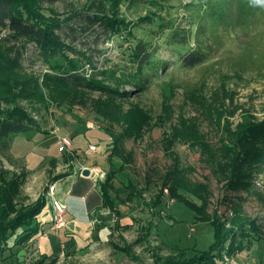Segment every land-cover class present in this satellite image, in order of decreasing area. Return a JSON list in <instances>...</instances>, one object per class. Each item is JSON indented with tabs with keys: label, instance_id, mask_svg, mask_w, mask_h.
<instances>
[{
	"label": "rangeland",
	"instance_id": "374dc122",
	"mask_svg": "<svg viewBox=\"0 0 264 264\" xmlns=\"http://www.w3.org/2000/svg\"><path fill=\"white\" fill-rule=\"evenodd\" d=\"M22 5L49 23L71 9L119 19L125 30L103 48L111 59L120 37H129L123 50L133 40L152 37L158 23L149 22L153 16L178 25L185 17H209L212 10L222 20L207 62L198 68H182L160 39V58L169 63L165 75L127 99L48 81L34 63L31 44L26 70L13 69L3 60L9 43L0 32V98L39 127L0 143V230L14 229L7 245L0 241V264H162L208 251L215 238L212 224L225 236L255 219L264 232V137L252 134L264 120V0H23ZM62 137L72 142L67 154L59 150ZM90 145L101 146L90 153L111 160L99 184L115 175L106 228L79 229L72 246L50 256L52 247L46 259L34 245L37 235L17 240L24 229L16 225L30 224L26 216L42 203L31 223H45L50 208L52 217L51 201L60 202L56 182ZM229 152L237 168L227 175ZM173 170L178 176L165 186ZM255 234L259 241L242 239L246 247L217 264H264V234Z\"/></svg>",
	"mask_w": 264,
	"mask_h": 264
},
{
	"label": "trees",
	"instance_id": "16d2710c",
	"mask_svg": "<svg viewBox=\"0 0 264 264\" xmlns=\"http://www.w3.org/2000/svg\"><path fill=\"white\" fill-rule=\"evenodd\" d=\"M22 1L0 0V32L7 33L5 41L9 43V49H6L8 51L3 56L6 64L13 69L25 71L26 68L23 65L27 46L31 44L36 53L34 63L38 65V70H42V75L48 81L62 86L100 91L125 99L130 95L145 92L153 82L160 80L165 75L169 63L168 60L160 58V45L158 44L160 39H162L161 44L165 45L167 49L173 50L170 53L176 57V62L182 68H198L209 58L212 46L217 42L216 27L222 20V17H216L212 10L209 17H185L178 25H173L159 15L153 16L154 18L149 22L157 20L158 23L157 30L151 35L152 37L133 40L124 50L125 39L129 40V37L128 35L126 38L120 37L122 39L115 45L119 51L115 58L111 59L104 55L103 48L125 30V27L119 23V19L71 9L69 16L60 21L49 23L41 17H33L24 8ZM42 1L55 2L57 0ZM139 21L140 23H149L144 22L143 18H140ZM102 55L105 57H103L101 66H98L96 61ZM28 67L30 70L33 69V65ZM32 130H39V127L27 117V114L16 108L9 99L0 98V143L7 138ZM252 134L264 137V120L253 127ZM240 144L241 142L235 143L233 146L238 148ZM228 155H230V160L227 162L226 170L227 175H230L234 174V170L237 168L235 166L237 158L232 152H229ZM124 159L125 164L131 162V155H127ZM107 161L109 163L111 160ZM236 164L239 165V163ZM175 170L170 172V180L165 183V186L170 185L178 176ZM70 171L63 174L61 179L69 176ZM114 176L112 173L108 174L106 180L99 184L103 208L113 207L109 203L110 199L109 202L107 200V194L112 187L110 185ZM228 179L232 180L231 177ZM183 190L186 189L183 188ZM171 194L172 197H178V199L181 196V193L172 192ZM189 194L195 195L190 191ZM190 206L196 205L190 203ZM44 207L45 204L42 203L30 210V216H26L27 219L30 218V224L23 222L16 225V227L24 229L23 234L17 240L27 233L25 239L38 234V224H32L31 221H34V218L41 213ZM212 226L215 238L208 251L198 253L199 257L192 260L177 258L162 264H217V261L223 257L232 258L242 251L246 245L242 239L259 241L260 236L255 233L262 232L264 234L261 225L255 219L245 222L241 227L242 230L236 228L225 236L215 224ZM12 230L14 229L11 226L0 230L2 244H8L7 240L9 236H12ZM252 233L254 235H251ZM15 245L18 246V244ZM44 258L47 259L48 256Z\"/></svg>",
	"mask_w": 264,
	"mask_h": 264
},
{
	"label": "crops",
	"instance_id": "0c3cea01",
	"mask_svg": "<svg viewBox=\"0 0 264 264\" xmlns=\"http://www.w3.org/2000/svg\"><path fill=\"white\" fill-rule=\"evenodd\" d=\"M106 162L105 156L101 158L97 153H90V151L82 156L77 155L72 162L71 174L56 182L55 197L64 207L66 225L63 230L52 229L50 208L47 221L45 223L38 221L39 233L33 239L39 254L46 255L52 247L53 253L49 254L50 256L66 250L72 246V242L75 241L74 235L79 233V229L84 230L90 225L106 228L105 220L109 218L110 213L108 209L101 206L102 197L98 179V175L103 174ZM63 165L64 168L67 167L66 164ZM83 171H88L87 177L79 174ZM95 220L98 222L97 225L93 224ZM101 231L103 230H100L99 234ZM50 234L53 238L47 240L46 245L48 246L46 247L43 245V239L49 238Z\"/></svg>",
	"mask_w": 264,
	"mask_h": 264
},
{
	"label": "built area",
	"instance_id": "2783aa9c",
	"mask_svg": "<svg viewBox=\"0 0 264 264\" xmlns=\"http://www.w3.org/2000/svg\"><path fill=\"white\" fill-rule=\"evenodd\" d=\"M72 147L71 139L67 137H62L59 139V150L61 153H68L69 149ZM89 151L97 152L100 150L99 145H90L88 147ZM53 214L51 217V225L53 230L61 229L65 226L64 220V207L57 200L51 201Z\"/></svg>",
	"mask_w": 264,
	"mask_h": 264
},
{
	"label": "water",
	"instance_id": "95a60500",
	"mask_svg": "<svg viewBox=\"0 0 264 264\" xmlns=\"http://www.w3.org/2000/svg\"><path fill=\"white\" fill-rule=\"evenodd\" d=\"M82 176L83 177H87L88 176V171H83Z\"/></svg>",
	"mask_w": 264,
	"mask_h": 264
}]
</instances>
